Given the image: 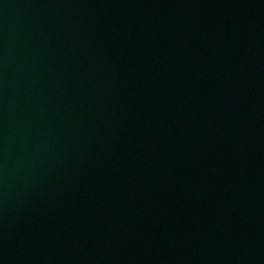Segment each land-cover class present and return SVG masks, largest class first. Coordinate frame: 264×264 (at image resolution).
Returning a JSON list of instances; mask_svg holds the SVG:
<instances>
[{
	"label": "water",
	"instance_id": "1",
	"mask_svg": "<svg viewBox=\"0 0 264 264\" xmlns=\"http://www.w3.org/2000/svg\"><path fill=\"white\" fill-rule=\"evenodd\" d=\"M0 264H264V0H0Z\"/></svg>",
	"mask_w": 264,
	"mask_h": 264
}]
</instances>
